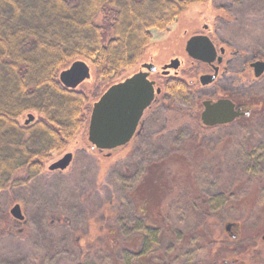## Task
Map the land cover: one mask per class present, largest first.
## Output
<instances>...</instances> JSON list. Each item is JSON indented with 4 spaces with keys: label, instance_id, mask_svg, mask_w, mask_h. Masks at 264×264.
Listing matches in <instances>:
<instances>
[{
    "label": "rangeland",
    "instance_id": "374dc122",
    "mask_svg": "<svg viewBox=\"0 0 264 264\" xmlns=\"http://www.w3.org/2000/svg\"><path fill=\"white\" fill-rule=\"evenodd\" d=\"M214 5H222L219 15L230 21L220 25V33L232 47L239 46L243 38L264 42V0L234 4L207 0L185 10L165 30L153 29L143 58L119 79L138 71L143 62L161 65L176 56L181 60L177 76L189 83L192 77L186 74H191L193 64L185 53V42L196 23L203 20L201 14H205L204 21L213 14ZM96 81L90 68V77L77 88L89 89ZM157 106H152L154 114L146 117L143 133L127 144L112 150L91 149L84 125L63 151L52 153L41 175L0 192V264H51L50 246L58 250L62 243L73 250L82 246L90 251L84 264H140L142 258L144 264H223V260L227 264H264L263 127L245 123L200 131L190 120L189 104L172 100ZM194 145L204 151H200L203 157L197 167L190 159L184 161L186 154L193 157V150L199 156ZM68 152L72 158L65 169L48 170ZM157 160L164 165L159 168L162 178L154 175L142 180L146 164ZM15 176L22 178L24 172ZM142 183L147 188L143 189ZM191 189L207 198L208 218L201 225L173 198L190 196ZM14 204L20 206L24 221L11 216ZM56 217L59 221L51 223ZM236 218L240 222H234ZM229 222L235 225L226 232L224 225ZM111 227L115 228L113 234L108 231ZM68 228L70 232L64 231ZM208 231L209 239L217 243L211 249L204 238ZM230 232L236 234L235 240ZM129 249L134 250L132 260ZM73 258L70 255L60 264H71Z\"/></svg>",
    "mask_w": 264,
    "mask_h": 264
},
{
    "label": "trees",
    "instance_id": "16d2710c",
    "mask_svg": "<svg viewBox=\"0 0 264 264\" xmlns=\"http://www.w3.org/2000/svg\"><path fill=\"white\" fill-rule=\"evenodd\" d=\"M206 1L0 0V192L27 184L44 172L52 153L63 151L87 126L92 103L110 85L129 76L119 79L143 58L153 29L165 30L185 10ZM77 60L93 69L97 83L89 89H70L58 79ZM157 86L159 101L154 106L172 100L189 104L192 123L200 131L208 129L202 127L198 115L193 116V84L161 76ZM196 148L199 156L193 150V157H184L194 167L203 157L200 151L204 152ZM162 166L159 160L146 164L142 180L162 178ZM18 171L24 172L22 178L15 176ZM188 193L173 198L201 225L208 218L207 198L197 190ZM210 236L211 231L204 233L209 249L217 244ZM229 236L237 238L232 232Z\"/></svg>",
    "mask_w": 264,
    "mask_h": 264
},
{
    "label": "flooded vegetation",
    "instance_id": "af4514ba",
    "mask_svg": "<svg viewBox=\"0 0 264 264\" xmlns=\"http://www.w3.org/2000/svg\"><path fill=\"white\" fill-rule=\"evenodd\" d=\"M236 1L239 0H230L232 4H234ZM222 8H223L222 5H214L212 9L213 14L207 18L206 20L207 22L204 21L205 14L200 13L202 15L201 18L203 20L200 21L201 23H196L195 28L191 32H189V35L187 37V40L193 36L206 37L214 47V54L209 55V58H212L211 62H203L187 55L190 63L193 64V70H191L192 71L191 74H186L187 76L189 75L193 78V79L190 78L189 81V83L193 84L192 97L196 103V106H194L193 108V116L196 117L198 115L197 119L201 123L200 116H201V112L204 109L203 108L204 101H210L211 103H215L220 99H227L232 102L233 109L235 111L240 110V112H242L243 114L225 123H216L213 125H205L201 123L202 127L212 130H220L222 128H227L230 126L242 127L243 124L245 123L246 125L256 123L262 126L264 129V123L261 122V118L264 116V91L262 92L259 91L260 89L264 88V86L262 85L264 84V70L261 73H259V75H256V71L254 67L255 63L264 62V47L261 46L264 44V42L262 44H259V43H254L258 40L257 38L255 40L254 39L248 40L243 38L239 46L232 47L230 42H228L220 33L221 31L220 25L222 23L223 24L230 23L229 20H226V18H222L221 15H219L220 14L219 12L223 11ZM262 16L264 17V14ZM263 19L264 18H261V26H263L262 40H264ZM166 31L168 32L169 29ZM184 33L185 34L187 33V29H184ZM258 44L261 47H259ZM174 59H177L179 61L177 68L175 69L162 68L164 65H167L168 63H170V61ZM143 64H151L155 66L156 68L155 71L149 72L147 75V78L154 82L155 88L158 87L157 83L160 81L161 76L180 77L177 76V74L181 66V60L176 56L170 58L167 62L162 63L161 65H156L155 63H153V61H147L141 63V67L140 69H138V71L147 72V69L142 67ZM170 72H172V74H170ZM202 75H208V76L212 75L214 76V78L212 79L211 82L207 84H201L199 78ZM208 88L213 89L211 94H207L203 92L205 89ZM159 94L160 91L158 94L155 95L154 97L155 99H153L154 103L152 102L149 105V107L145 109V111L148 112L147 115H144L145 111L143 112V115L138 123L137 129L135 130L133 137L137 135H141L143 133L144 125L147 122V120L145 119L147 116H151L152 114H154L155 109H153V107L154 104L159 101L158 99ZM198 109H200L199 112ZM256 118H259V120H256ZM58 221L59 218L56 217L55 219L51 220V223H57ZM64 226L65 223L61 225V227ZM114 229L111 227L108 230L109 233L113 234L112 232L115 231ZM20 231L21 229L17 230V232ZM64 231L70 232V229L68 228ZM7 234L8 235L11 234L10 230L7 232ZM235 235L236 234L233 233V238H235ZM61 240L63 242L64 238L62 237ZM55 247L56 246L53 245L50 246L49 248L48 259L51 261V264H60L61 261L65 259H69L70 255L75 257L72 259L71 264H84L86 261V257L89 256V254L91 253L90 251L84 249V247L82 246L81 247L79 246L80 250L79 249L73 250V248L64 245V243L58 246V250H56ZM129 250L131 251V253H129V258L131 257L130 260H132L134 257L133 255L134 250L132 249ZM141 260L144 261V258H142ZM222 263L227 264L228 262L227 260H223ZM61 264L64 263L62 262ZM124 264H127V261Z\"/></svg>",
    "mask_w": 264,
    "mask_h": 264
},
{
    "label": "water",
    "instance_id": "95a60500",
    "mask_svg": "<svg viewBox=\"0 0 264 264\" xmlns=\"http://www.w3.org/2000/svg\"><path fill=\"white\" fill-rule=\"evenodd\" d=\"M186 53L197 60L211 62L209 55L214 54V47L206 37H190L185 44ZM179 61L174 59L162 68H177ZM147 72L139 71L125 78L123 81L110 85L92 104L88 126L87 139L91 149L112 150L125 145L132 138L143 111L150 105L158 88H154V82L147 78L149 72L155 71V66L143 64ZM256 75L264 70V62H257L254 65ZM90 76L89 66L81 60L74 61L71 65L59 73L60 83L74 89L82 81ZM214 76L202 75L199 80L201 84L212 81ZM201 121L205 125L225 123L243 114L240 110H234L230 100L220 99L215 103L203 102ZM31 120L29 116L28 121ZM72 158L71 153H66L59 160L48 166L49 170L65 169ZM11 216L21 221L24 216L20 206L14 204L10 209ZM231 224L225 226L229 230ZM264 240V233L262 235Z\"/></svg>",
    "mask_w": 264,
    "mask_h": 264
}]
</instances>
